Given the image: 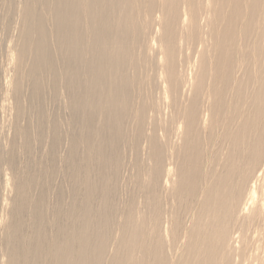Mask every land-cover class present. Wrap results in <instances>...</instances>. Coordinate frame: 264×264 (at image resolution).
<instances>
[{
  "label": "bare ground",
  "instance_id": "bare-ground-1",
  "mask_svg": "<svg viewBox=\"0 0 264 264\" xmlns=\"http://www.w3.org/2000/svg\"><path fill=\"white\" fill-rule=\"evenodd\" d=\"M0 264H264V0H0Z\"/></svg>",
  "mask_w": 264,
  "mask_h": 264
}]
</instances>
